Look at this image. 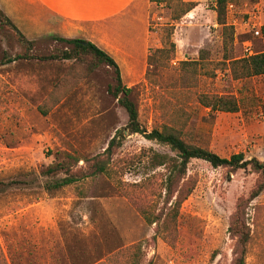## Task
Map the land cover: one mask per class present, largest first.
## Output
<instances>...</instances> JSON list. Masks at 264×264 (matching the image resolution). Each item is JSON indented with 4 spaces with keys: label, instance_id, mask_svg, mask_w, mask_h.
I'll use <instances>...</instances> for the list:
<instances>
[{
    "label": "rangeland",
    "instance_id": "1",
    "mask_svg": "<svg viewBox=\"0 0 264 264\" xmlns=\"http://www.w3.org/2000/svg\"><path fill=\"white\" fill-rule=\"evenodd\" d=\"M176 1L152 3L149 19L148 54L166 46V30L173 26V55L157 53L158 66L120 69L140 124L147 131L175 128L187 143L221 157L242 152L264 160V75L232 80L227 69L217 68L223 47L214 0H182L196 5L178 19ZM228 3V53L238 58L258 52L261 37L245 22L256 16L264 24V0ZM0 12L33 42L32 58L16 59L23 46L0 22V264H130L134 252L139 264H232L230 217L255 174L191 159L185 179L192 189L172 217L173 204L160 187L163 169H151L145 155H173L167 146L125 133L121 145L104 154L127 123L110 93L112 69L102 64L88 72L73 60L38 59L67 46L48 29L41 8L0 0ZM203 92L233 94L238 111L209 112L196 101ZM95 160L107 163V174L94 170ZM57 163L80 178L47 192L44 171ZM247 209L252 236L245 264H264V190Z\"/></svg>",
    "mask_w": 264,
    "mask_h": 264
},
{
    "label": "trees",
    "instance_id": "2",
    "mask_svg": "<svg viewBox=\"0 0 264 264\" xmlns=\"http://www.w3.org/2000/svg\"><path fill=\"white\" fill-rule=\"evenodd\" d=\"M159 5L165 0H150ZM229 0H214L213 10L216 13V23L221 26L223 54L221 60L216 62L218 69H227L229 78L238 80L253 76L264 75V48L261 51L249 54L246 56L234 58L228 53L233 41V28L227 25L225 21L226 4ZM178 7L175 19L185 15L188 11L195 7L193 1L177 0ZM0 22L7 23L16 33L17 39L23 46V52L17 54L18 58H32L31 50L33 42L27 40L19 29L10 21V19L0 12ZM173 27V26H172ZM172 27L167 28L165 34V47L157 48L153 53L147 55V64L149 66H158L162 63L156 60L155 55H160L170 58L174 53L175 44L170 40ZM261 39L264 44V24L260 27ZM56 40L65 42L67 46L59 50L55 54L35 55L40 60H73L76 63L85 65L88 72L97 68L99 65H106L113 71L114 86L110 90L112 96L117 99V102L125 109L127 113V123L122 129H119L108 141L104 154L109 156L112 148L121 145V139L127 134H141L147 140L155 141L161 145L167 146L173 155L168 153H159L154 150H149L146 157L148 166L151 169L162 167V177L160 187L167 201L173 204L174 214L178 211L181 203L187 198L191 192V187L186 184L187 165L191 159H201L208 162L212 167H225L231 171L239 169L248 170L255 174L254 184L251 186L248 195L240 197L235 205L228 225V233L234 240L233 261L232 264H245V258L248 251V245L251 240V229L248 224V204L256 198L264 190V160L256 157L245 158L242 152L231 154L229 157H221L218 154L198 145L187 143L181 137L179 130L170 126L163 125L161 128H152L147 131L138 120V111L135 103L130 99L129 95L132 91L131 87H126L122 83L120 70L115 60L105 51L98 48L95 44L81 38H65L56 36ZM230 45V46H228ZM202 51L199 54V59H204ZM184 62L182 61L181 64ZM197 103L209 110V112H237L239 109L238 99L231 93H216L203 92L196 96ZM44 114L45 110H41ZM104 160H95L93 167L96 172L108 173ZM60 171H63V176H56ZM44 175L47 177L43 187L47 192L53 189H59L69 186L77 182L80 178L77 173L71 172L65 163H57L49 166ZM140 255L134 252L130 264H139Z\"/></svg>",
    "mask_w": 264,
    "mask_h": 264
},
{
    "label": "crops",
    "instance_id": "3",
    "mask_svg": "<svg viewBox=\"0 0 264 264\" xmlns=\"http://www.w3.org/2000/svg\"><path fill=\"white\" fill-rule=\"evenodd\" d=\"M24 1L41 8L50 31L65 38H81L95 44L115 60L121 73L123 68L128 70L146 64L151 36L149 19L153 2L150 0ZM192 11L193 8L185 17ZM54 21L61 25L55 27ZM263 48L262 41L259 51Z\"/></svg>",
    "mask_w": 264,
    "mask_h": 264
},
{
    "label": "built area",
    "instance_id": "4",
    "mask_svg": "<svg viewBox=\"0 0 264 264\" xmlns=\"http://www.w3.org/2000/svg\"><path fill=\"white\" fill-rule=\"evenodd\" d=\"M229 6H231V4H229ZM259 18L260 17H256V16H253L252 18H248L247 21L245 22V25L252 29L255 36L261 37L260 27L262 25V22L260 21ZM246 50H247V48H246Z\"/></svg>",
    "mask_w": 264,
    "mask_h": 264
}]
</instances>
